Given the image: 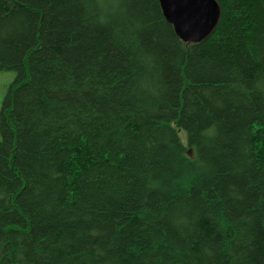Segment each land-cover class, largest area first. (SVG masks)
Wrapping results in <instances>:
<instances>
[{"label": "trees", "instance_id": "1", "mask_svg": "<svg viewBox=\"0 0 264 264\" xmlns=\"http://www.w3.org/2000/svg\"><path fill=\"white\" fill-rule=\"evenodd\" d=\"M217 1L0 0V264H264V0Z\"/></svg>", "mask_w": 264, "mask_h": 264}, {"label": "water", "instance_id": "2", "mask_svg": "<svg viewBox=\"0 0 264 264\" xmlns=\"http://www.w3.org/2000/svg\"><path fill=\"white\" fill-rule=\"evenodd\" d=\"M160 4L177 35L187 42L207 39L216 29L222 14L217 0H160Z\"/></svg>", "mask_w": 264, "mask_h": 264}, {"label": "rangeland", "instance_id": "3", "mask_svg": "<svg viewBox=\"0 0 264 264\" xmlns=\"http://www.w3.org/2000/svg\"><path fill=\"white\" fill-rule=\"evenodd\" d=\"M15 77H16L15 71H12V70H1L0 71V120H1V112L4 106V99H5L6 93L9 87L11 86V84L14 82ZM180 136H181V139L185 143H187L186 131L181 130Z\"/></svg>", "mask_w": 264, "mask_h": 264}]
</instances>
